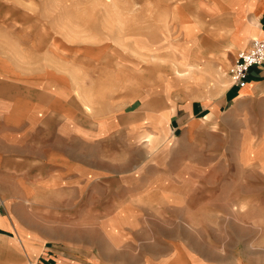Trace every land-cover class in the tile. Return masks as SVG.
<instances>
[{
  "label": "crops",
  "instance_id": "obj_1",
  "mask_svg": "<svg viewBox=\"0 0 264 264\" xmlns=\"http://www.w3.org/2000/svg\"><path fill=\"white\" fill-rule=\"evenodd\" d=\"M202 3L221 56L264 39V0ZM227 80L216 96L165 85L92 111L66 80L0 54V264H264L250 226L221 227L264 201V63L243 87Z\"/></svg>",
  "mask_w": 264,
  "mask_h": 264
},
{
  "label": "rangeland",
  "instance_id": "obj_2",
  "mask_svg": "<svg viewBox=\"0 0 264 264\" xmlns=\"http://www.w3.org/2000/svg\"><path fill=\"white\" fill-rule=\"evenodd\" d=\"M204 10L202 0H0V54L66 80L70 93L92 111L151 92L163 96L165 85L173 99L216 96L238 52L220 55L225 33L212 30ZM191 34L192 48L206 45L213 61L201 51L191 54ZM257 210L244 219L224 217L221 227L229 219L250 226L248 254L264 261V201ZM260 235L262 244L254 241ZM199 250L210 255L213 249Z\"/></svg>",
  "mask_w": 264,
  "mask_h": 264
},
{
  "label": "built area",
  "instance_id": "obj_3",
  "mask_svg": "<svg viewBox=\"0 0 264 264\" xmlns=\"http://www.w3.org/2000/svg\"><path fill=\"white\" fill-rule=\"evenodd\" d=\"M264 63V39H253L248 48L237 53L236 59L229 70L231 81L238 87L246 84L249 69Z\"/></svg>",
  "mask_w": 264,
  "mask_h": 264
}]
</instances>
